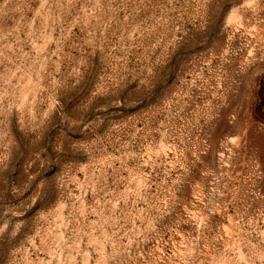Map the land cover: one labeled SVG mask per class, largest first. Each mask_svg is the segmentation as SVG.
<instances>
[{
    "label": "rangeland",
    "instance_id": "1",
    "mask_svg": "<svg viewBox=\"0 0 264 264\" xmlns=\"http://www.w3.org/2000/svg\"><path fill=\"white\" fill-rule=\"evenodd\" d=\"M0 264H264V0H0Z\"/></svg>",
    "mask_w": 264,
    "mask_h": 264
}]
</instances>
